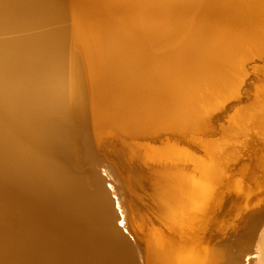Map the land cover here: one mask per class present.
Wrapping results in <instances>:
<instances>
[{
    "label": "bare ground",
    "instance_id": "1",
    "mask_svg": "<svg viewBox=\"0 0 264 264\" xmlns=\"http://www.w3.org/2000/svg\"><path fill=\"white\" fill-rule=\"evenodd\" d=\"M262 54L264 0H0V264H242V242L264 264V217L211 235L230 195L264 201V84L206 138ZM110 183L138 203L130 247Z\"/></svg>",
    "mask_w": 264,
    "mask_h": 264
},
{
    "label": "water",
    "instance_id": "2",
    "mask_svg": "<svg viewBox=\"0 0 264 264\" xmlns=\"http://www.w3.org/2000/svg\"><path fill=\"white\" fill-rule=\"evenodd\" d=\"M251 79L252 78H250L249 80H246L242 88V92L244 96L248 92H250L253 88ZM244 100L245 98H243L242 100L232 101L231 103H229L227 108L229 109L230 107H234L235 105L240 103V101H244ZM229 110H224V111H221L220 113H216L213 119V123L221 122L224 116L229 112ZM100 135H99V139L101 141L106 140L104 139V137L101 138L102 135L101 136ZM93 141L96 144V140L94 138H93ZM102 149L103 150H101L100 152L101 155L105 154L107 157H109L108 159H114L112 158L114 153L113 152L111 153V148L108 147L105 149V147L102 146ZM102 176L106 177L107 173L103 171ZM108 188L111 191L113 190V193H111V198H110L112 206H113V211L115 210V212L119 214H122V211H123L129 217V224L126 226L122 224V220L118 221V218H117L114 225H115V228L117 229L118 237L115 236V234H114V237L118 238V241H117L118 246L130 247L134 245L135 243L139 242L140 235L138 232H140V230L136 229L137 227L134 225V223L131 222V217H130L131 215L138 213V209L136 208V206H134V203L135 204H138V203L134 199V196L131 194H129V197L126 194V199H124L123 196L119 192L117 193L116 189L114 188L113 183L108 184ZM259 199H264V191L259 192V194L257 193L254 196V198L251 201L252 205L257 203ZM239 201H241V198L240 197L237 198L236 194L230 195L229 197L226 198V201L223 204L222 208L217 211L218 217L216 218H219V217H221V219L225 218V216H227V214L230 213V211L233 212V215L231 218H229V222L227 223V225L231 224V226L227 227L228 230L226 231L224 235L218 233L216 226L215 227L212 226L211 235L214 240H217L220 243H223L228 240L231 241L235 239L237 235L244 233L249 228V225L252 222H255L256 220L264 217V201L261 205L257 207L251 206L249 210H244L243 212H241L240 216L237 217L236 211L235 212L233 211V205ZM242 243H243L242 249L240 251L242 252V257H241L242 264H248V261L252 260L256 255L253 252V242H249L248 244H245L244 242Z\"/></svg>",
    "mask_w": 264,
    "mask_h": 264
},
{
    "label": "rangeland",
    "instance_id": "3",
    "mask_svg": "<svg viewBox=\"0 0 264 264\" xmlns=\"http://www.w3.org/2000/svg\"><path fill=\"white\" fill-rule=\"evenodd\" d=\"M264 68V54H262L261 56H257L252 58L251 60H249L248 62H246V76H245V81L251 79L252 85H253V89L248 92L245 96L243 95V92H241L240 95V99H236L233 101H237V100H242L243 98H245L244 101H240V103H238L233 110H230L223 118V120L221 122L218 123H213L212 122V127H211V133H208V136L206 137L208 140L210 141H220L221 138V127L226 126L227 125V121L229 119L230 116H232V114H234V112L238 109L241 108L242 106H245L246 104H249L252 97H253V91H254V87L255 85H261L264 84L262 83V76L260 70ZM244 81V82H245ZM244 85V83H243ZM216 113H220L216 112ZM250 136L247 138L249 140V138H251L252 136L254 140H259L260 137L257 136V131L256 130H250ZM167 138V137H165ZM246 139V140H247ZM246 140L245 138H241L238 140H234L231 141L230 143H228L225 147L226 149H232L233 151L236 152L237 155V159H235L234 161L232 160V162L229 164L227 173L225 174V176L227 177L226 181L231 180V179H239L240 177H234V174H238V171L241 167H248L250 168V165L252 164L251 161L249 160L250 154H252L250 152L251 149H249V146H246ZM144 141H141V143H143ZM260 173H257V175L255 176H260ZM234 177V178H231ZM257 192V191H256Z\"/></svg>",
    "mask_w": 264,
    "mask_h": 264
}]
</instances>
